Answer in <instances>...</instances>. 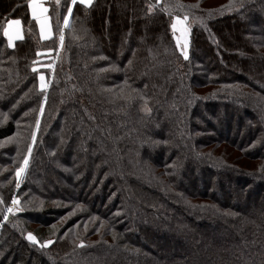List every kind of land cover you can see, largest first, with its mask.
Segmentation results:
<instances>
[{
  "label": "trees",
  "instance_id": "16d2710c",
  "mask_svg": "<svg viewBox=\"0 0 264 264\" xmlns=\"http://www.w3.org/2000/svg\"><path fill=\"white\" fill-rule=\"evenodd\" d=\"M54 1L47 39L28 0L0 1V223L22 209L0 264H264V0L78 2L45 96L70 2Z\"/></svg>",
  "mask_w": 264,
  "mask_h": 264
},
{
  "label": "snow or ice",
  "instance_id": "6c2138e0",
  "mask_svg": "<svg viewBox=\"0 0 264 264\" xmlns=\"http://www.w3.org/2000/svg\"><path fill=\"white\" fill-rule=\"evenodd\" d=\"M78 2L84 6H89L92 4V0H71V5L74 6ZM157 3H159V0H157ZM56 4H57V6H59L60 0H56ZM28 6L31 9L33 19L39 25L41 38L46 39L49 36H51V34H52L51 25L49 24V16L47 15L48 8L44 7L42 0H28ZM151 7H154V6H150V10H151ZM180 7H183V5H180ZM226 7L231 8L232 5L229 4ZM164 10L167 11V8H165ZM67 12L69 15L64 18L65 26H68V24H69V16H71V14H72V6H68ZM187 21H188L187 15H184L182 18L180 16H175V17H173L172 22L170 24L172 34H173V38L176 41V46L178 49H180L181 55L183 56V58L185 60L189 59L188 49H189V43H190L189 35H190V31H191L190 25H188ZM177 32L179 33V35H177ZM3 35L5 37H7L8 46L13 47L14 46L13 45L14 40L22 39L21 21L19 19L8 21L7 26L3 28ZM59 39H60V42L62 44L63 40H64V36L62 33H61ZM129 63L131 64V61H129ZM35 70L36 69L34 68L33 71H35ZM47 87H48V85L45 82V77L43 75H40L39 76V88H40V90L42 92H44V91H46ZM121 92H123V86L121 87ZM145 110L147 111V109H145ZM41 112H43V106L41 107ZM6 118L7 117L5 116V119ZM36 124H37V126L39 125V120L36 121ZM34 140H35V135L33 134V141ZM27 151H28V155L23 157V162H22L21 166L19 168H17V170H16V177H17L16 187L17 188H19V185H20L21 174L24 173L28 168L29 156L31 155V152H32L31 146L28 147ZM0 202H3V201H0ZM12 205H13V207L7 208L8 213L15 214L16 212L22 210L19 207V201L17 199L12 200ZM4 219L7 220L8 216H4ZM26 238L33 245L38 244L40 248H46L53 243V241L51 239L46 240L43 243H40L37 240V237L35 235H33L32 233H28ZM80 246L83 247V244H81Z\"/></svg>",
  "mask_w": 264,
  "mask_h": 264
},
{
  "label": "rangeland",
  "instance_id": "374dc122",
  "mask_svg": "<svg viewBox=\"0 0 264 264\" xmlns=\"http://www.w3.org/2000/svg\"><path fill=\"white\" fill-rule=\"evenodd\" d=\"M1 1V0H0ZM215 1V0H214ZM70 6V5H69ZM70 23V22H69ZM70 26V24L65 28V30L66 29H68V27ZM59 29L61 30V24H60V26H59ZM60 30H59V36H58V41H59V45H58V48H57V51H56V55H55V57H54V59H53V63L52 64H50V65H48V64H46L45 65V67H47L48 69H50V78H49V80L47 81V85H48V87H47V89L49 88V84H50V81H51V77H52V73H53V70H54V67H55V63H56V59H57V56H58V54H59V50H60V47H61V42H60V39H59V37H60ZM62 31V33H63V35H64V33L66 32V31ZM177 35H179V33L177 32ZM42 74V73H41ZM45 77V76H44ZM45 82H46V78H45ZM46 89V90H47ZM46 93H47V91H45V96H46ZM44 96V97H45ZM236 156V155H235ZM22 164V163H21ZM239 164V163H238ZM244 165H246V163H243ZM21 166V165H20ZM249 167H252V165H248ZM25 173H26V171L24 172V173H22L21 174V177H20V186L23 184V182H24V179H25ZM15 180H16V183H17V177H16V171H15ZM14 198H12L11 200H10V202L8 203V205H7V207H6V209H5V214H4V216H10V215H16L18 212H16L15 214H13V213H8L7 212V208L8 207H13V205H12V200H13ZM4 216H3V219H2V221H1V223H0V226L5 222V219H4ZM81 235H83V233L81 232L80 233ZM49 262V261H48ZM49 264V263H48Z\"/></svg>",
  "mask_w": 264,
  "mask_h": 264
},
{
  "label": "crops",
  "instance_id": "0c3cea01",
  "mask_svg": "<svg viewBox=\"0 0 264 264\" xmlns=\"http://www.w3.org/2000/svg\"><path fill=\"white\" fill-rule=\"evenodd\" d=\"M49 0H42V3H43V5H44V7H46V8H48V6H47V2H48ZM53 1V0H52ZM70 2H71V0H70ZM53 3H56V1H54ZM28 9H29V12H30V15H31V17H32V12H31V9L29 8V6H28ZM49 9V8H48ZM47 15H48V13H47ZM69 15V14H68ZM67 15V16H68ZM33 18V17H32ZM69 18H70V16H69ZM11 20H15V19H11ZM10 21V20H9ZM35 21V20H34ZM36 22V21H35ZM70 22V21H69ZM37 24V23H36ZM50 24V23H49ZM69 25V24H68ZM7 26V23H6V25H5V27ZM67 26H65V24H64V22L62 23V26H61V31H63V30H65V28H66ZM37 28H38V32H39V35H40V28H39V25L37 24ZM21 34H22V27H21ZM5 37V36H4ZM40 37H41V35H40ZM50 37V36H49ZM48 37V38H49ZM5 39H6V41H7V44H8V40H7V37H5ZM41 39H44V38H41ZM47 39V38H46ZM18 40H20V39H17V40H14V42L13 43H15L16 41H18Z\"/></svg>",
  "mask_w": 264,
  "mask_h": 264
},
{
  "label": "water",
  "instance_id": "95a60500",
  "mask_svg": "<svg viewBox=\"0 0 264 264\" xmlns=\"http://www.w3.org/2000/svg\"><path fill=\"white\" fill-rule=\"evenodd\" d=\"M48 90V89H47ZM46 90V91H47ZM44 102H45V99H44V101H43V104H44ZM43 104H42V106H43ZM40 114H41V110H40ZM36 128H37V126H36ZM35 132H36V130H35ZM35 135V134H34ZM31 146H32V144H31ZM28 155V154H27ZM20 186V185H19Z\"/></svg>",
  "mask_w": 264,
  "mask_h": 264
}]
</instances>
